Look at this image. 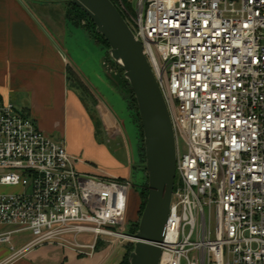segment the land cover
<instances>
[{
    "label": "built area",
    "instance_id": "1",
    "mask_svg": "<svg viewBox=\"0 0 264 264\" xmlns=\"http://www.w3.org/2000/svg\"><path fill=\"white\" fill-rule=\"evenodd\" d=\"M114 1L142 44L174 134L158 264H264V0ZM81 164L0 97V187L14 189L0 192L8 227L0 245L14 250L15 235L27 234L19 252L56 245L91 256L99 241L123 235L131 182Z\"/></svg>",
    "mask_w": 264,
    "mask_h": 264
},
{
    "label": "crops",
    "instance_id": "2",
    "mask_svg": "<svg viewBox=\"0 0 264 264\" xmlns=\"http://www.w3.org/2000/svg\"><path fill=\"white\" fill-rule=\"evenodd\" d=\"M32 3L30 7L24 0H0V97L19 103L41 130L64 140L67 150L83 161L82 171L127 178L132 169L129 155L118 158L116 153L124 149L119 140V148L105 142L112 134L98 132L88 104L91 92L100 94L93 80L104 81L97 63L96 69L90 64L93 44L98 43L88 31V35L80 31L67 8L59 18L45 13L55 26L54 32L49 31L38 12L57 2ZM99 106L100 114L108 112L113 117L103 102ZM81 136L85 141L79 140ZM82 157L92 160L90 166ZM7 228L0 226V230ZM28 240L27 234L15 235L14 250L9 244L0 245V264H101L97 253L83 256L56 245L19 252Z\"/></svg>",
    "mask_w": 264,
    "mask_h": 264
},
{
    "label": "water",
    "instance_id": "3",
    "mask_svg": "<svg viewBox=\"0 0 264 264\" xmlns=\"http://www.w3.org/2000/svg\"><path fill=\"white\" fill-rule=\"evenodd\" d=\"M107 42L135 98L143 135L147 197L129 264H158L176 175V147L162 93L137 40L111 0H71ZM127 235V234H126Z\"/></svg>",
    "mask_w": 264,
    "mask_h": 264
},
{
    "label": "rangeland",
    "instance_id": "4",
    "mask_svg": "<svg viewBox=\"0 0 264 264\" xmlns=\"http://www.w3.org/2000/svg\"><path fill=\"white\" fill-rule=\"evenodd\" d=\"M27 3H29L30 7H32L34 4L32 2H57L56 6L49 7L46 6L43 9L41 8L38 14L43 17L44 19V26L48 28L49 31L54 32L55 26L54 22L50 17L46 16L49 12L51 15H54L55 17L59 18L64 15V8H67L70 11L72 15H74V23L76 26H81L80 31L84 34H87V31L90 33V31L93 32V28L91 27V24L89 21L86 20L84 15L77 10L76 8H72L69 3H71V0H24ZM52 8V10H49ZM46 13V14H45ZM49 13V14H50ZM69 27L72 29V27L75 28L73 24H70ZM96 31V30H95ZM88 35V34H87ZM97 43V42H96ZM94 47V54L92 56V61L90 64H92V67H95L94 65L97 63L96 67L98 69V73L103 77L104 81L101 83L97 79L93 80L96 86L98 87L100 94L96 92H91L92 96L88 97L92 110V115L96 117V127L98 132H104L106 130H109L112 134L111 137L108 138L107 141L105 139V142L109 143L114 148H119V145L116 143L118 140L122 142V147L124 148L122 153L117 152V156L119 159H121V155H129V158L131 160L130 165L132 167L129 176L127 177L128 180L131 182L132 186L129 189L128 192V207L126 212V221L121 226L123 229V233L126 234L128 231L129 225L137 220L136 217V200L139 199V196L141 195V192L143 191V186L146 183L147 186V173L145 170V160L143 162L141 158V147H143V135L141 126H140V120L139 116L136 114L134 110V104L132 103V99L129 95V88L125 83L123 82L122 76L123 71L121 72L115 65L114 62L109 58V48L107 49L105 45L101 44H93ZM105 58V60H108L110 62L111 67L113 68L114 72H109V70H106L102 64L101 61ZM111 58V57H110ZM95 67V69H96ZM95 76V75H94ZM109 79V80H108ZM103 102L109 109L110 113L113 115L111 117L108 112H104L100 114L98 112L100 108L99 103ZM14 104L21 108V105L19 103L14 102ZM133 108V109H132ZM98 109V110H97ZM101 116V117H100ZM137 126L133 123V119ZM124 131H123V129ZM123 132V134H122ZM116 137H115V135ZM118 133V135H117ZM125 133V134H124ZM53 139L58 140V137L55 135H51ZM80 141H83V136L80 137ZM85 141V140H84ZM180 151H185V145L183 142L179 144ZM88 149V147L86 146ZM121 148V147H120ZM77 157H79L77 155ZM84 162L90 166V163L92 160H90L87 157H82ZM14 189L0 187V192H11ZM138 202V201H137ZM130 237V236H129ZM132 245V246H131ZM19 245H17L18 247ZM132 247L133 249V242H130L127 239H123L120 237H110L108 240L99 241L95 247V252L100 257V263L101 264H119L124 256L126 255L129 248Z\"/></svg>",
    "mask_w": 264,
    "mask_h": 264
},
{
    "label": "trees",
    "instance_id": "5",
    "mask_svg": "<svg viewBox=\"0 0 264 264\" xmlns=\"http://www.w3.org/2000/svg\"><path fill=\"white\" fill-rule=\"evenodd\" d=\"M111 1L116 5V3H115L114 0H111ZM69 4L71 5L72 8H76L77 10H79L84 15V17L86 18V20L90 22L91 27L93 28V32L90 31V34L93 36V38L95 39V41L98 44L107 46L106 48L108 49L109 47L107 45V42L104 40V38L99 33H97L95 31V26L93 25V23L91 22V20L87 17V15L79 7L73 5L72 3H69ZM73 17H74V15H73ZM118 69L122 72V69L120 67H118ZM122 79H123V82L125 83V85H127L128 88H129V95H130V97L132 99V103L134 104V110H135L136 114L138 115V109H137V106H136V102H135V98L133 96L132 90H131V88H130V86L128 84V81L124 78V76H122ZM141 136H142V134H141ZM140 153H141V158H142V160L144 162L145 155H144V148L143 147H141V152ZM146 197H147V186H146V183H145L144 186H143V191L141 192V195L139 196V199H138V206H137V209H136V217H137V220L136 221H133L129 225L128 231L126 233L127 235H134L136 233V231L138 229L139 219H140L141 213H142L143 208H144V205H145ZM131 251H132V247L129 248V250L127 251L126 255L124 256V258L122 259V261L119 264H129L128 255H129V253Z\"/></svg>",
    "mask_w": 264,
    "mask_h": 264
},
{
    "label": "bare ground",
    "instance_id": "6",
    "mask_svg": "<svg viewBox=\"0 0 264 264\" xmlns=\"http://www.w3.org/2000/svg\"><path fill=\"white\" fill-rule=\"evenodd\" d=\"M117 237H120V238H123V239H127V240H129V241H131V242L134 241V238H133V237H129V236L126 235V234H123V235L119 234V235H117Z\"/></svg>",
    "mask_w": 264,
    "mask_h": 264
}]
</instances>
